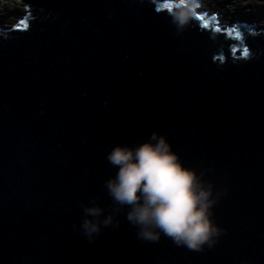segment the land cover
<instances>
[{
    "label": "water",
    "instance_id": "water-1",
    "mask_svg": "<svg viewBox=\"0 0 264 264\" xmlns=\"http://www.w3.org/2000/svg\"><path fill=\"white\" fill-rule=\"evenodd\" d=\"M19 1L0 18V264H264V31L171 0ZM152 133L221 193L212 248L140 240L123 215L74 229L109 202L110 149Z\"/></svg>",
    "mask_w": 264,
    "mask_h": 264
},
{
    "label": "clouds",
    "instance_id": "clouds-1",
    "mask_svg": "<svg viewBox=\"0 0 264 264\" xmlns=\"http://www.w3.org/2000/svg\"><path fill=\"white\" fill-rule=\"evenodd\" d=\"M106 159L115 169L104 182L109 202L91 198L81 204L74 225L89 242L104 229L118 228L123 215L143 241L164 235L195 252L215 245L222 230L212 216L221 193L203 171L184 165L165 136L152 133L135 145H114Z\"/></svg>",
    "mask_w": 264,
    "mask_h": 264
},
{
    "label": "rangeland",
    "instance_id": "rangeland-1",
    "mask_svg": "<svg viewBox=\"0 0 264 264\" xmlns=\"http://www.w3.org/2000/svg\"><path fill=\"white\" fill-rule=\"evenodd\" d=\"M180 3V0H172ZM183 1V0H181ZM192 7L196 12L205 13L207 17H214L215 26L238 29L237 25H245L248 30L255 33L264 31V0H193ZM27 8L25 3L19 0L0 2V18H6V29H10L18 23V19L25 16ZM235 23V24H234ZM220 24V26H219ZM260 31V32H257Z\"/></svg>",
    "mask_w": 264,
    "mask_h": 264
},
{
    "label": "snow or ice",
    "instance_id": "snow-or-ice-1",
    "mask_svg": "<svg viewBox=\"0 0 264 264\" xmlns=\"http://www.w3.org/2000/svg\"><path fill=\"white\" fill-rule=\"evenodd\" d=\"M203 17H201V19H202ZM26 30V29H25ZM220 29H217V31H219ZM245 54H247V49H245Z\"/></svg>",
    "mask_w": 264,
    "mask_h": 264
},
{
    "label": "bare ground",
    "instance_id": "bare-ground-1",
    "mask_svg": "<svg viewBox=\"0 0 264 264\" xmlns=\"http://www.w3.org/2000/svg\"><path fill=\"white\" fill-rule=\"evenodd\" d=\"M175 2V1H174ZM235 24V23H234ZM219 26H220V24H219Z\"/></svg>",
    "mask_w": 264,
    "mask_h": 264
},
{
    "label": "trees",
    "instance_id": "trees-1",
    "mask_svg": "<svg viewBox=\"0 0 264 264\" xmlns=\"http://www.w3.org/2000/svg\"><path fill=\"white\" fill-rule=\"evenodd\" d=\"M262 3V2H261ZM264 3V2H263Z\"/></svg>",
    "mask_w": 264,
    "mask_h": 264
}]
</instances>
